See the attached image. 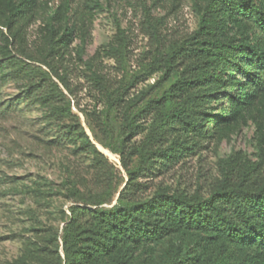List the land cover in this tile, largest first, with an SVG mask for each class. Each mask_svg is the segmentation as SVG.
Listing matches in <instances>:
<instances>
[{
  "label": "trees",
  "instance_id": "16d2710c",
  "mask_svg": "<svg viewBox=\"0 0 264 264\" xmlns=\"http://www.w3.org/2000/svg\"><path fill=\"white\" fill-rule=\"evenodd\" d=\"M49 4V0H0L1 77L20 83L21 101L47 108L54 120L76 119L71 110L76 91L70 76L83 65L92 101V113L84 116L100 134L99 145L120 156L128 181L116 203L107 208L103 205L109 204L110 194L85 196L72 186L70 191L80 203L69 207L60 234L42 238L39 246L30 244L11 264H132L140 249L179 234L193 236L192 246L199 255L185 252L164 258L161 264H230L223 263L230 247L263 253L264 149L256 161L238 154L222 160L220 180L207 197L164 188L141 198L144 184L138 179L156 164L167 168L176 163L205 139L227 140L248 119L258 122L264 113V0H205L203 5L194 0L195 30L171 44L164 55L157 49L153 60L164 69L156 86L173 75L175 80L136 110L140 98L125 99L135 78L113 82L102 70L104 56L124 60L128 39L123 29L118 28L114 44L83 60L101 1ZM38 22L30 40V27ZM144 22L155 38L159 20L144 11ZM74 41L78 49L72 48ZM222 93L227 105L215 116L209 104L222 100ZM119 110L126 137L137 133V117L154 112L144 141L133 153L127 152L125 137L114 146L107 138L102 142L110 112ZM62 131L52 143L61 137L76 138L101 173L116 174L78 119L64 123ZM167 139L171 142L163 146ZM133 154L138 158L135 165L130 162ZM154 262L148 257L142 264Z\"/></svg>",
  "mask_w": 264,
  "mask_h": 264
},
{
  "label": "rangeland",
  "instance_id": "374dc122",
  "mask_svg": "<svg viewBox=\"0 0 264 264\" xmlns=\"http://www.w3.org/2000/svg\"><path fill=\"white\" fill-rule=\"evenodd\" d=\"M49 1L51 7L59 2ZM100 1L102 8L94 14L83 60L88 61L97 49L103 51L114 44L118 28L123 29L128 39L124 60L104 56L102 70L113 82L125 80L127 83L135 78L125 99L140 98L134 108L136 110L146 100L159 97L175 80L176 76L173 75L161 86H156L164 69L159 63L155 65L153 60L157 49L160 48L164 55L171 44L183 40L195 30L198 18L194 0ZM204 1L197 0L200 5ZM144 11L159 20L157 39L152 37L144 22ZM38 24L30 27V40ZM72 48H79L78 41L73 42ZM73 64L72 59L71 66ZM1 76L0 71V264H11L31 247L30 244L39 246L42 238L53 232L60 234L69 207L80 203L70 191L72 186L85 196L110 194L109 204L103 205L107 208L116 203L128 177L120 165L119 155L113 154L116 160L105 157L116 170V174L110 176L104 170L100 172L93 156L81 147L78 139L61 137L58 143H52L62 134L64 123L77 119L93 141L99 144L101 140L97 129L84 116V112L92 113V101L87 93L89 84L83 65L76 66L70 76L71 86L76 91L77 105L74 101L71 103L76 119L66 116L62 121L54 120L43 106L21 101L22 85ZM220 96L223 98L226 95L222 93ZM226 105L227 99L223 98L211 102L209 107L215 109L213 115L218 116L221 114L220 107ZM153 117V111L137 117V133L126 137L121 111H111L108 131H102V142L107 138L114 146L119 138L125 137L126 150L133 153L144 141ZM46 118L50 121H46ZM257 120L259 123L248 119L227 140H203L167 168L156 164L144 173L145 177L138 179L144 184L140 197H150L156 190L164 188L170 193L207 197L220 180L222 160L235 154L251 161L257 160L259 150L264 149V113ZM170 142L171 139H167L162 144L166 146ZM137 160L136 155L130 156L131 165H135ZM192 240L190 234L168 237L158 244H151L145 251L140 249L132 264H142L148 257L154 259V264H161L164 258L185 252L190 256L199 255L192 246ZM228 253L229 258L223 263L264 264V251L256 255L254 248L230 247Z\"/></svg>",
  "mask_w": 264,
  "mask_h": 264
},
{
  "label": "water",
  "instance_id": "95a60500",
  "mask_svg": "<svg viewBox=\"0 0 264 264\" xmlns=\"http://www.w3.org/2000/svg\"><path fill=\"white\" fill-rule=\"evenodd\" d=\"M86 135L89 137L90 141L92 142V144L95 146V148L97 149L98 152H100L104 157H106L108 159V157L99 149L98 146H100V148H103L101 145H99L98 143L94 142L91 137L89 136V133H86Z\"/></svg>",
  "mask_w": 264,
  "mask_h": 264
},
{
  "label": "bare ground",
  "instance_id": "6f19581e",
  "mask_svg": "<svg viewBox=\"0 0 264 264\" xmlns=\"http://www.w3.org/2000/svg\"><path fill=\"white\" fill-rule=\"evenodd\" d=\"M98 147L110 160H116L115 156H113L112 153H110L109 151H107V150H105L103 148H100V146H98Z\"/></svg>",
  "mask_w": 264,
  "mask_h": 264
}]
</instances>
